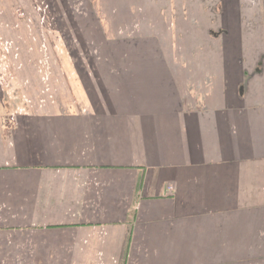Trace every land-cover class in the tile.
Segmentation results:
<instances>
[{"label":"crops","instance_id":"crops-1","mask_svg":"<svg viewBox=\"0 0 264 264\" xmlns=\"http://www.w3.org/2000/svg\"><path fill=\"white\" fill-rule=\"evenodd\" d=\"M91 2L104 37L124 34L116 20L130 14L126 36L140 48L143 38L154 37L158 61L115 67L117 88L108 81L99 110L87 88L80 89L88 84L85 78L80 83L74 77L70 89L83 113L57 117L43 128L15 127L10 119L0 125V220L57 224L63 214L75 221L68 208L80 196L95 197L93 185L85 187L97 179L105 182L104 225H130L133 242L135 229L144 225L139 227L158 254L154 264L203 263L212 255L204 240L215 238L206 228L237 226L246 244L251 230L264 225V0ZM175 16L193 28L197 58L179 49L174 61ZM141 23L154 32L140 37ZM209 34L215 47L204 45ZM94 63L104 70L103 61ZM44 128L53 130L51 137L44 139ZM31 193L35 197L26 200ZM65 205L68 212L60 208Z\"/></svg>","mask_w":264,"mask_h":264},{"label":"rangeland","instance_id":"rangeland-1","mask_svg":"<svg viewBox=\"0 0 264 264\" xmlns=\"http://www.w3.org/2000/svg\"><path fill=\"white\" fill-rule=\"evenodd\" d=\"M210 1L204 0L207 4H211ZM192 4L196 9L193 1ZM104 8L111 12L107 6ZM178 12L175 8L172 14ZM207 13L210 14V10ZM97 15L91 0H0V125H6L5 121L10 119L15 127L43 128V125L53 126L57 117L83 113V103L71 91L76 83L71 82L74 77L80 83L85 78L88 84L79 83L80 89L82 86L87 88L93 99L92 107L99 110L103 104L101 93L106 94L104 89L108 87V81L111 82L110 89L117 88L115 67H122L131 61H158L156 39L150 36L154 30L148 27V23H141L140 37H150L141 40L140 48L132 43L131 36H126L125 26L128 23L125 20L130 14L122 12L124 21L116 20L117 24H124L119 28L126 32L112 39L102 35ZM178 19L175 16L172 25L170 23L174 61L181 54L179 49L187 51L184 55L189 58H197L195 51H200L194 47L197 39L189 35L193 28L187 21L182 23ZM158 41L163 46L167 44L161 37ZM203 41L205 47L216 46L210 34ZM259 41L257 43L261 48L262 41ZM119 43L120 49L116 47ZM117 49L123 54L116 53ZM98 61L104 62V70L95 65L94 62ZM101 71L110 75L107 80L98 75ZM110 95H113L112 91ZM48 117L53 120H43ZM41 130L42 136L46 133L44 139L52 136L51 128ZM45 144H48L47 140ZM79 173L83 174V171ZM93 181L96 183L81 182V186L88 184L85 188L90 191L93 185L95 197H90V194L80 196L76 204L68 208V211L74 210L75 221L69 222L63 214L57 224L10 225L15 220H0V264H154L152 256L158 254L148 242L147 232L139 227L144 225H138L137 231L135 229L136 242H133L130 225H104L107 209L101 193L105 182ZM26 197H30L26 200L32 201L35 194ZM46 201L45 198L44 203ZM123 202L126 205L128 199ZM66 206L60 208L64 207L67 211ZM15 218V215L12 216V219ZM254 229L256 231L251 230L250 233L251 240L243 244L241 234H236L241 231L237 226L206 228L204 232L213 230L215 238L204 240L205 252L209 251L212 255H205L200 264H264V225H257ZM206 237L210 235L207 233ZM212 242L214 244L210 246ZM249 243L252 245L248 246ZM130 251L132 257H129Z\"/></svg>","mask_w":264,"mask_h":264},{"label":"built area","instance_id":"built-area-1","mask_svg":"<svg viewBox=\"0 0 264 264\" xmlns=\"http://www.w3.org/2000/svg\"><path fill=\"white\" fill-rule=\"evenodd\" d=\"M168 190L171 191V186L168 187Z\"/></svg>","mask_w":264,"mask_h":264}]
</instances>
